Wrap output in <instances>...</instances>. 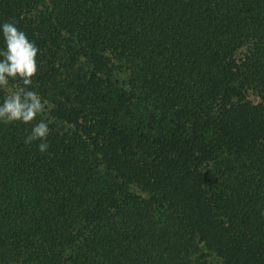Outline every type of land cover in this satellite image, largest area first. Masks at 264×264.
Masks as SVG:
<instances>
[{"label":"trees","instance_id":"1","mask_svg":"<svg viewBox=\"0 0 264 264\" xmlns=\"http://www.w3.org/2000/svg\"><path fill=\"white\" fill-rule=\"evenodd\" d=\"M5 22L39 49L50 147L0 123V264H264V0H0Z\"/></svg>","mask_w":264,"mask_h":264},{"label":"clouds","instance_id":"2","mask_svg":"<svg viewBox=\"0 0 264 264\" xmlns=\"http://www.w3.org/2000/svg\"><path fill=\"white\" fill-rule=\"evenodd\" d=\"M0 31L5 45V50H0V90L7 93L0 103V123L32 124L24 143L28 145L40 141L38 150L45 153L50 147L47 142L50 129L43 118L46 101L36 91L29 90L38 71L36 57L39 49L17 28L15 22L3 23ZM10 80L18 81L23 87L18 85L9 91ZM38 116L42 117L40 122L33 124Z\"/></svg>","mask_w":264,"mask_h":264}]
</instances>
